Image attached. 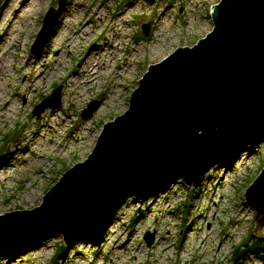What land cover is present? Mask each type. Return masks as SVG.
I'll return each instance as SVG.
<instances>
[{"label":"rangeland","instance_id":"rangeland-1","mask_svg":"<svg viewBox=\"0 0 264 264\" xmlns=\"http://www.w3.org/2000/svg\"><path fill=\"white\" fill-rule=\"evenodd\" d=\"M60 1L0 0V216L41 207L63 174L91 154L103 127L128 110L149 68L212 32L211 9L220 2L66 0L59 30L35 57L44 17ZM90 49L95 58L84 66ZM90 71L95 80L86 85ZM70 76L87 78L72 96ZM58 88L60 108L33 116ZM93 102L98 110L83 120ZM263 169L264 141L214 163L197 187L178 181L157 196L128 199L98 240L68 246L56 236L8 251L0 264H264L263 251L237 257L264 238L245 201Z\"/></svg>","mask_w":264,"mask_h":264},{"label":"water","instance_id":"water-1","mask_svg":"<svg viewBox=\"0 0 264 264\" xmlns=\"http://www.w3.org/2000/svg\"><path fill=\"white\" fill-rule=\"evenodd\" d=\"M65 8L61 0L46 13L35 57ZM211 19L213 30L204 39L149 68L128 110L103 127L91 154L63 174L41 207L0 216V256L56 236L68 246L98 240L128 199L157 196L178 181L197 187L214 163L264 141V0H220ZM142 31L148 36L149 27ZM60 93L55 90L33 116L59 109ZM98 108L91 103L82 119ZM245 201L264 236V169ZM144 240L149 247L153 236Z\"/></svg>","mask_w":264,"mask_h":264},{"label":"bare ground","instance_id":"bare-ground-1","mask_svg":"<svg viewBox=\"0 0 264 264\" xmlns=\"http://www.w3.org/2000/svg\"><path fill=\"white\" fill-rule=\"evenodd\" d=\"M60 26H61V24H59L58 25V27H57V31L59 30V28H60ZM86 29H87V27H82L81 28V32H85L86 31ZM95 49H97V47L95 48ZM92 49H90L89 51H88V53H87V55L81 60V63H83V61H84V66L85 65H88L89 64V62H91L95 57V55H94V53H93V51H91ZM93 69V68H92ZM95 77V73H93V71H90V82H87V83H84V84H86V85H91L93 82H94V80L95 79H93ZM83 79H87V78H76V76L75 77H73V76H70L69 78H68V82H69V84L71 85V88L68 90V92H69V95H75L76 94V92H77V90H76V88H78L79 87V83H81V82H83ZM74 82V83H73ZM83 88H87L86 86H84ZM50 114H52V113H50ZM87 131H90V128H88V130ZM28 200H25V199H23V200H21L20 202L22 203V204H27L28 202H27Z\"/></svg>","mask_w":264,"mask_h":264},{"label":"trees","instance_id":"trees-1","mask_svg":"<svg viewBox=\"0 0 264 264\" xmlns=\"http://www.w3.org/2000/svg\"><path fill=\"white\" fill-rule=\"evenodd\" d=\"M256 240L255 244L253 246L249 247L248 244L246 243L243 247L242 250H240V254L238 252V258L241 259V261H244L246 257L248 256L249 251L252 250H259L264 252V238L263 239H254Z\"/></svg>","mask_w":264,"mask_h":264}]
</instances>
